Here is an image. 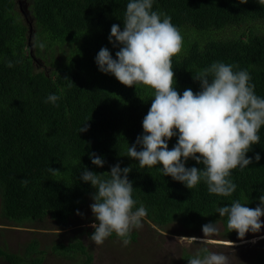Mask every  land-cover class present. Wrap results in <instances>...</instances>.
<instances>
[{
	"label": "trees",
	"instance_id": "obj_1",
	"mask_svg": "<svg viewBox=\"0 0 264 264\" xmlns=\"http://www.w3.org/2000/svg\"><path fill=\"white\" fill-rule=\"evenodd\" d=\"M128 2L0 0V201L8 222L24 225L50 218L65 229L77 212L94 203L96 190L80 179L85 167L99 174L116 164L132 166L128 178L135 207L142 204L147 212L142 219L160 229L178 223L192 235L210 222L223 221L227 227L218 207L237 200L252 208L259 203L264 192V127L260 143L247 153L253 163L232 171L237 188L228 197L210 194L203 180L190 190L163 176L162 165L141 168L126 156L143 134L154 90L121 84L99 70L96 56L107 47L116 58L119 49L109 42L111 26L123 30ZM152 10L170 16L183 36L182 50L172 59L181 95L188 88L200 90L195 73L223 62L237 66L235 71L247 70L255 93L264 98V5L258 0H153ZM50 94L59 97L55 104L45 102ZM86 123L88 131L80 132ZM176 143L173 137L169 148ZM90 153L102 157L104 167L94 165ZM193 166L203 167L189 159L186 167ZM130 235L137 243L139 232ZM40 247L35 239L23 256L0 249V257L9 264H42L45 251ZM53 252L76 264L94 262L81 240L55 244ZM197 252L203 254L202 249L185 252L182 264ZM255 264H264V252Z\"/></svg>",
	"mask_w": 264,
	"mask_h": 264
},
{
	"label": "clouds",
	"instance_id": "obj_2",
	"mask_svg": "<svg viewBox=\"0 0 264 264\" xmlns=\"http://www.w3.org/2000/svg\"><path fill=\"white\" fill-rule=\"evenodd\" d=\"M258 3L264 5V0ZM152 9L153 0H129L123 30L118 24L111 26L109 42L119 49L116 58L107 47L96 56L99 70L114 75L121 84L154 90L151 107L142 121L143 134L128 147L126 156L138 161L141 168L162 165L163 176H171L190 190L203 180L210 194L231 196L237 188L230 179L232 171L252 164L247 153L260 143L264 98L255 93L247 70L235 71L237 66L223 62H214L195 73L193 79L199 82L200 90L188 88L181 95L176 89L172 59L182 50L183 36L170 16ZM38 47L44 45L40 43ZM8 66L12 67L11 62ZM57 100V95L50 94L45 102L55 104ZM86 131L87 123L80 129ZM173 137H177V143L170 149ZM89 155L94 165L104 167L102 157ZM189 159L203 167H186ZM260 159L257 153L255 161ZM131 171L132 166L121 168L116 164L109 172L98 174L85 167L81 173L80 179L96 190L90 205L96 222L90 225L94 232L89 237L96 245H102L115 233L127 246L131 231L142 227L147 212L142 204L135 207L134 186L128 178ZM22 183L26 185L28 181ZM217 212L226 217L229 231H236L243 240L247 233H259L264 228V192L255 208L237 200L218 207ZM202 231L203 239H176L181 244L186 239L206 244L219 229L210 222L202 226ZM202 252L192 256L188 264H229L223 253L206 247Z\"/></svg>",
	"mask_w": 264,
	"mask_h": 264
},
{
	"label": "rangeland",
	"instance_id": "obj_3",
	"mask_svg": "<svg viewBox=\"0 0 264 264\" xmlns=\"http://www.w3.org/2000/svg\"><path fill=\"white\" fill-rule=\"evenodd\" d=\"M43 60L41 64L45 65L44 57ZM48 63H51V58ZM90 205L91 203L83 208L80 212L82 215H77L65 229H61L50 218L45 221L27 222L24 225L10 223L2 216L0 201V249L23 256L29 244L37 239L41 243L40 250L45 251L42 264H76L74 260L53 252L55 244L69 245L76 240H81L91 251L94 256L93 264H182L185 252L194 253L205 247L213 252L225 254L229 264H255L258 254L264 252V228L259 233H247L241 240L237 232L233 235V231H227L223 221L215 222L219 232L209 237L206 244L187 239L181 244L176 239L181 236L203 239V231L191 235L190 231L178 223L160 229L142 219V227L133 229L139 232L137 243L131 242L125 246L116 236L112 239L108 237L102 245H96L89 238L90 232L94 231L90 226L94 222L90 221L95 218ZM36 257L37 255H33V258ZM0 264L9 263L0 257Z\"/></svg>",
	"mask_w": 264,
	"mask_h": 264
},
{
	"label": "water",
	"instance_id": "obj_4",
	"mask_svg": "<svg viewBox=\"0 0 264 264\" xmlns=\"http://www.w3.org/2000/svg\"><path fill=\"white\" fill-rule=\"evenodd\" d=\"M22 7V5H20Z\"/></svg>",
	"mask_w": 264,
	"mask_h": 264
}]
</instances>
